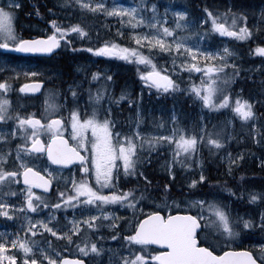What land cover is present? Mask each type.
Here are the masks:
<instances>
[{
	"label": "snow or ice",
	"instance_id": "1",
	"mask_svg": "<svg viewBox=\"0 0 264 264\" xmlns=\"http://www.w3.org/2000/svg\"><path fill=\"white\" fill-rule=\"evenodd\" d=\"M60 3L115 17L121 27L114 36L98 41L95 46L84 42L91 39L86 26L80 23L64 26L56 19L48 21L52 30H45L47 34L25 38L15 24L20 2L6 0L0 3V49L55 55L57 51L70 48L73 53L86 52L132 62L138 68L144 65L150 70H138V75L149 92L155 89L157 96L183 92L198 101L201 109L218 113L230 110L241 121L250 122L252 142L264 146V122L255 109L258 103L264 105V89L258 93V99L245 97L243 89H233L234 79L240 76V65L235 63L236 52L226 42L223 47L210 46L214 35L217 39L249 41L254 34L264 31L261 24L249 26L245 11L235 5L223 11L205 5L199 16H190L189 10L173 11L170 5L161 12L157 0H135L131 6L117 0H112L110 6L108 0H60ZM170 11L174 17L172 25H168ZM36 14L40 15L38 9ZM260 17L264 21V10ZM125 25L127 32L123 30ZM70 34L79 40L75 47ZM249 52L264 57V44H255ZM161 53L171 59L170 68L157 66L156 56ZM185 71L188 82L181 88L178 74ZM193 73L200 74L198 82L191 78ZM174 74H177L176 79ZM40 75L15 67L6 72V66L0 65V217L21 219L17 232H0V264L5 261L7 264H86L85 259L67 256L60 259V253L49 240H45L46 251L35 239L38 231L50 233L68 244L75 243L77 250L88 258V264L94 257L105 254L101 243L104 240L118 244L115 249H107L108 264H264V242L246 245V241L253 240L257 234L264 241V207L254 213H240L229 204L233 198V202L242 201L246 195L248 203L264 205V191L249 189L245 193L243 185L238 190L228 186L226 180L211 181L205 175V161L200 156L204 146L208 147L210 155L224 149L233 138L231 132L223 136L222 130L213 132L203 123L202 116L195 128L185 129L179 124L175 108L167 126L161 119L153 131H144L141 128L145 122L140 107L142 97H132L126 89L115 95L110 87L112 77L98 71L90 73V79L86 74L89 84L102 81L95 91L91 87L86 90L89 107L81 108L78 102L85 91V81L81 80L69 84L63 103L55 102L60 97L59 90L50 89L44 101V112L22 114L13 107L8 94L39 91L44 83L38 78ZM22 76L25 82L14 89L11 82ZM261 83L264 84V80ZM122 101H126L125 106L135 105L132 116L135 127L129 124L128 118L121 119ZM59 109H66L67 116ZM227 123L231 124V120ZM161 129L163 131H159ZM17 137L22 142L13 148ZM69 139L73 144H69ZM161 150L171 154L160 167L172 179L154 186L149 169L153 153L158 157ZM10 158L11 164L8 163ZM226 159L224 174L231 177L243 163L245 152L235 155L227 152ZM260 164L264 167V160ZM52 165L58 166L57 172L67 170L69 176L57 178L49 170ZM177 165L184 169L198 168L196 178L188 181V188L207 185L208 191L183 199L182 208L178 206L179 210L164 214V208L169 206ZM244 175L241 172L239 179L243 180ZM53 180H57L54 190ZM17 192L22 199L18 203L9 202ZM225 192L227 198L223 197ZM148 200L153 203L159 200L164 207L146 212L141 205ZM172 202L175 204L174 198ZM112 205L132 209V219L105 210V206ZM41 206L49 209L47 218L37 215L34 219L29 213L39 214ZM61 209L64 210L63 225L55 215ZM68 209L72 210L71 217L67 215ZM53 220L57 223L50 226ZM121 220L130 228L125 229L119 223ZM105 227L112 233L101 235L100 230ZM125 231L130 234L125 235ZM90 234L96 238L92 239ZM74 236L78 237L75 241ZM151 245L164 246V250L149 251Z\"/></svg>",
	"mask_w": 264,
	"mask_h": 264
},
{
	"label": "trees",
	"instance_id": "2",
	"mask_svg": "<svg viewBox=\"0 0 264 264\" xmlns=\"http://www.w3.org/2000/svg\"><path fill=\"white\" fill-rule=\"evenodd\" d=\"M177 1L182 6L184 5L182 7V10L184 7L189 10L190 16H199L202 8L205 5H208L213 9H219L220 11H223L225 8L235 5L245 11V13L248 15V24L250 27L254 23L261 24V26L264 27V21H261L260 17L261 10H264V0ZM37 9L39 10L40 15L36 14ZM49 9L52 10L51 13L49 12ZM233 10L235 11L236 9L234 8ZM16 12V26L20 34L23 35L25 38H31L36 35L44 34V29H46L47 31L52 30L51 25L48 23V21L51 19H56L58 22L62 21L64 26L74 23H80L83 26H86L89 30L91 39L86 40L84 42L89 44L90 46H95L98 41L108 39L109 37L114 36V32L112 31V22L107 21L105 18L99 15L93 16L90 13L82 12L77 7L72 8L67 6H61L60 0H23L22 7ZM96 19H101L102 26L99 21H96ZM76 41L77 44H79V40ZM257 43L264 44V31H261L258 34H254L253 40L240 44L239 46H235L239 50L238 61L240 65V76L234 79L232 83V88L236 90L237 88L243 89V94L245 97L256 96L257 98H259L258 93L262 89H264V84L261 83V81L264 80V57H260L259 55H252L249 52V49L254 48L255 44ZM3 51L4 49H0V65H5L7 68L15 67L18 70H26L28 66H35L37 67L36 71H43L49 75H57L58 79L56 80L55 84L57 85V89L60 92L59 104L63 103L62 98L65 93L64 89L68 88L69 84H71L73 81L71 75L74 73H79L77 74L79 77V81H85L83 84L85 91L81 93V98L78 102L81 108H84L83 102H81L82 99H84V105L89 107L87 102L88 94L86 90L91 87L93 91H95L100 86V83L102 81H92L91 84H89L87 82V79H90V73L98 71L102 74H107L112 77L110 87L115 95H119L121 89H126L132 97H142L140 100V107L142 112L145 114V122L141 125L142 130L153 131L155 124L161 119L165 122L167 126L173 108H175L177 119L181 127H184L185 129H193L198 125L200 116V103L198 101L194 100L190 97V95L184 94L183 92L178 93L174 96H157L155 94V89L149 92L147 87L142 84L138 75V71L133 67L127 66L126 64H119L118 66H103L99 62L96 63L94 61L75 60V55L67 52L65 49L60 50L59 53L54 57L40 59H33L27 56L19 55L14 50L9 51L7 56L3 57ZM86 56L90 58V56ZM70 60L74 63H69ZM87 65H90L91 67ZM258 65H260L261 67L257 68ZM71 66H73L74 68ZM107 70L108 72L106 73L105 71ZM255 70H258V72H256ZM86 74H88L87 79ZM43 80L45 83V93L51 89V84L48 79ZM23 82H25V78L23 76L18 81H12L13 88L18 89L19 84ZM178 82L181 83V88H183L188 81L184 80V78H180V81ZM14 92L15 94H13ZM44 93L40 97H29L26 96L24 93L12 91L9 95V98L12 101L13 107L16 110L20 111L22 114L29 112L37 113L40 110L39 101L43 97ZM29 104H31V106L26 107ZM125 105L126 101H122L121 107L124 110L121 114V119L128 118L129 124H131L132 127H135V124L132 120L135 105ZM62 111L66 113V109H63ZM256 111L259 117L261 118V121L264 122V105L259 104L258 108H256ZM205 113L206 115L212 114V117L209 118L206 123L209 129H211L213 132L222 130V136L225 133L230 132V127L227 123L228 118L226 116V112L220 111L218 113L216 111L210 112L208 110H205ZM127 127L128 125H125V128ZM249 129L250 124L247 125V130L245 132H234V139L231 144V147L236 152L244 150L245 160L240 170L236 169L231 177L224 174L226 170V165L221 162L220 158L221 156H224L229 150V141L225 144L224 149H222L215 155L209 154V149L207 146H204L200 149V156L205 161L206 165L205 175L208 176L211 181L226 180L228 182V186L235 187L238 190L239 186L243 185L245 193H247L249 189H252V186H255L257 189V186L262 185L261 187L263 188H261L260 190L264 191V171L259 172L260 170H263L264 167H258V160H260V158L251 159L249 157V152L251 153L252 151L251 155L255 157L256 151L260 148H253L252 144L254 143L252 142ZM159 131L163 130L161 129ZM246 135L250 136L248 138V141L252 146V150L249 149L246 145ZM236 144H239L240 147L236 148ZM170 155V152H168L167 150H161V154L158 157L155 155V153H153L154 160L151 168L149 169V175L152 179L154 186L162 185L172 179L171 177H169L167 172H165L160 167V165L165 159L170 158ZM249 158L251 160H254L252 168L250 166H246V162ZM9 161L10 163H12L11 158L9 159ZM176 171L177 174L171 186V198H169L168 200L169 206L167 208H164V214L168 213L170 210L173 212L175 210H179L178 206L179 208H182L183 199H190L193 196H198L201 193L208 191L207 185L198 189L188 188V181L191 178H196V175L199 171L198 168L194 167L192 169H184L177 165ZM241 172L245 174L243 180L239 179ZM13 190L16 189L13 188ZM223 197L227 198L228 193H223ZM173 198L175 199V204H173L172 202ZM234 199L235 198H233V201ZM233 201H230V204ZM115 207L114 205L112 206V208L114 209L113 212H117L118 209H121L119 205H115ZM141 207H144V209L147 211L160 210V208L164 207V204L159 200L155 203H153L152 200H148L145 201L144 204L141 205ZM233 207L238 208L239 211L246 210L254 213L257 212L260 208H262V205L248 203L247 196L245 195L243 200L236 201ZM119 211L121 213L128 215L130 214L129 216H132L133 210L122 208ZM131 219L132 218L128 217V220ZM120 224L123 225L125 229L130 228V225L128 224ZM125 233L130 234L128 231H125ZM258 237H260L259 234H257L255 238ZM39 238L41 239L40 244H45V240H51L45 234L43 236H39ZM60 244L63 245L61 246V250L63 251V253L71 251L67 243ZM149 251L156 250L150 248ZM71 255H73V253L68 254V256ZM94 260L95 263L91 261V264H108L106 254L100 257H94Z\"/></svg>",
	"mask_w": 264,
	"mask_h": 264
},
{
	"label": "rangeland",
	"instance_id": "3",
	"mask_svg": "<svg viewBox=\"0 0 264 264\" xmlns=\"http://www.w3.org/2000/svg\"><path fill=\"white\" fill-rule=\"evenodd\" d=\"M4 2H6V0H0V3H4ZM19 2H20V8H21V7H22V1L19 0ZM111 2H112V0H108V4H109V6L111 5ZM117 2H118V3H123V4H125L126 6H131V5L135 2V0H117ZM157 3H158V5H159V7H160V11H161V12H163L164 7H168L169 5L171 6V8H172L173 11H175V10H182V7L184 6V5L182 6L177 0H157ZM20 8H19V9H20ZM77 8H78L80 11H82L79 7H77ZM19 9H17L16 11H18ZM185 9H187V8L184 7L183 10H185ZM187 10H188V9H187ZM82 12L90 13V14H92L93 16H94V15H99V16L105 18L107 21L112 22V31L114 32V34H115L116 29L119 28V27H121V25L119 24L117 18H115V17H106V16H104L103 13L93 14V13H91V12H88L87 10H83ZM168 17H169V19H168V25H172V24L174 23V17L172 16V12H171V11L168 13ZM16 20H17V19H16ZM16 20H15V24H16ZM96 21H99V22L101 23V19H96ZM101 26H102V23H101ZM93 27H94V26H93ZM45 30H46V29H44V31H45ZM123 30L128 31V30H129V29H128V26L125 25ZM50 31H51V30H49V32H50ZM69 38H70V39H73V45H72L73 47H75V46L78 45V44H77V41H76L77 39L75 40L73 34H70V35H69ZM249 41H250V40H249ZM249 41H238V40H235L234 38H229V37H220L219 39H217V38L215 37V35H214V36H213V39L210 41V46H211V47H223V46H224V43L226 42V43L228 44V46L236 52L237 55H236V57H235V63H237V64L239 65V61H238L239 50H238L236 47H234V46H239L240 44H243V43H245V42H249ZM64 49H65L67 52H69V53H71V54H74V55H75V60L77 59V60H83V61H94V62H96V63L99 62V63H100L101 65H103V66H118L119 64H122V65L126 64V65L129 66V67H133V68H135L137 71H138V70H139V71H147V70H150L149 68L145 67L144 65H140L139 68H138L137 64H135V63L128 62V61H124V60H120V59H118V58H114V57H96V56H94V55H92V54H90V53H86V52H77V53H73V52L71 51L70 48H64ZM9 51H11V50H5V49H4V51L2 52L3 57H6ZM14 51H15V50H14ZM144 51H147V50L145 49ZM86 55L90 56V58L87 57ZM156 62H157V66H158V67H160V66H163V67H165V68H170V67H171V59L168 57V55H167L166 53H161L160 55L156 56ZM87 66L91 67L90 65H87ZM36 69H37V67H35V66H28V68H27L26 70H31V71H35V72L40 73L41 75H40L38 78H40V79H48V80L50 81V84H51V89H57V88H55V87H57V85L55 84L56 80L58 79V78H57V75H49V74H46V73L43 72V71H36ZM7 70H8V68L6 67V72H7ZM255 71L258 72V70H255ZM75 72H76V70H75ZM105 72L107 73L108 70L105 71ZM74 74H75V75H74ZM74 74L71 75L72 80H73V81H79V79H78L79 77H78V75H77V74H79V73H74ZM48 75H49V76H48ZM178 75L180 76V78H184V80L188 81V73H187V71H185V72H183V73H179ZM73 76H74V78H73ZM199 76H200L199 73H193L191 78H192L193 80H196V81L198 82V81H199ZM53 78H54V79H53ZM173 78L176 79V78H177V74H174V75H173ZM28 79H31V78H28ZM73 81H72V83H73ZM67 82H69V81H67ZM11 83H12V82H11ZM64 90H65V92H66L67 88L64 89ZM237 90H239V88H237ZM10 93H11V92H10ZM10 93L8 94V97H9ZM47 93H48V92H45L44 95H43V97H42L41 100L39 101V103H42V110H40V111H38V112L36 113V114H38V115L41 114L42 112H44V110H45V108H46V105H45L44 101H45V99H46V97H47ZM13 94H15V92H14ZM257 99H258V98H257ZM51 102H52V101H50V103H51ZM55 102H56L57 104H59V98H57ZM82 102H83V106H84V107H87L86 105H84V99H82ZM34 104H35V103H34ZM37 105H38V104H37ZM30 106H31V104L27 105L26 107H30ZM258 106H259V103L256 104L255 109L258 108ZM62 110H63V109H59V111H61V112L63 113L64 116H67V110H66V113L63 112ZM205 110H208V109H201V106H200V116H199V118L202 116V117L204 118V119H203V123L206 124L207 121H208V119L212 117V114H210V115H206ZM208 111H209V110H208ZM220 111L226 112V116H227V118H228V121L231 120V124H230L231 128L234 126V121H235V120H236V121H239V124H238L237 130H236L235 133H240V132H243V131L245 132V131L247 130V125H249L250 122H244V121H241V120L239 119V117L236 116L234 113H232L230 110H229V111L220 110ZM211 112H213V111H211ZM257 115H258V113H257ZM258 116H259V115H258ZM9 123H11V121H9ZM262 131H264V130H262ZM230 132H231L233 138L229 141L230 146H229V150H228L227 152H231V153H233V154L235 155L237 152L231 147V144H232L233 139H234V131H233L232 129H230ZM66 135H70V134H66ZM249 137H250L249 135H246V145H247V147H248L249 149L252 150V146H253V148H254V147H260V148L257 150L258 152L256 151V156H255V157H253L252 155H250L249 157H250L251 159H258V158H260V160H258V164H259L258 167H262L261 164H260V161H261V160H264V146H262V145H258V144H252V146H251L250 142L248 141V138H249ZM41 138H42V139H46V136H42ZM257 138H258V137H257ZM69 140L73 143V141H72L71 139H69ZM21 142H22V139H21L20 137H17V138L15 139L14 143H13V148L15 147V144H17V143H21ZM239 147H240V145H239V144H236V148H239ZM251 150H250V151H251ZM243 151H244V150H243ZM244 152H245V151H244ZM251 153H252V151H251ZM14 154H15V153L13 152V155H14ZM251 156H252V157H251ZM224 157H225V159H222L221 161L223 162V164L227 165L226 154L224 155ZM244 160H245V159H244ZM253 161H254V160H252V164H254ZM8 163L11 164L10 161H8ZM243 164H244V161H243V163L241 164V166H242ZM44 166L47 167V165H44ZM241 166L238 168L239 170H240ZM6 167H7V165H6ZM255 167H256V165H255ZM37 170L39 171V170H41V169L38 168ZM49 170L52 171V172H53V175L56 176L57 178H60V177H68V176H69V172H64V171H63V172H57L56 169H54L53 167H51ZM235 170H236V169H235ZM235 170H234V171H235ZM255 170H256V168H255ZM234 171H233V172H234ZM261 171H264V168H263V170H260L259 172H261ZM53 183H54L55 186H56V185H57V180H53ZM263 184H264V183H263ZM60 186H61V187L64 186V181H63L62 179L60 180ZM261 186H262V185L257 186V189H256L255 186H252L251 188H252V189H255V190H259V191H261L260 189L263 188V187H261ZM13 188H15V186H13ZM33 190H34V191H37L36 189H33ZM37 192H39V191H37ZM193 197H194V196H193ZM193 197H191V198H193ZM191 198H190V199H191ZM21 199H22V197L20 196L19 192H17V196H16V197H11L10 200H9V202L18 203ZM53 202H55V201L53 200ZM234 203H235V202H231V204H230V201H229V204H230L231 207L234 206ZM112 206H113V205H112ZM112 206H105V210H108V211H112V212H113L114 209L112 208ZM114 207H115V205H114ZM262 207H264V205H262ZM115 208H116V207H115ZM233 208H234V207H233ZM41 209H42V211H41L39 214H37V213H29V214L32 215L34 219L37 217V215H39L40 218H47V215H48L49 209H43V206H41ZM121 209H122V208H121ZM121 209H118V211L115 212L118 216L123 217V218H125V219H127V220H128V217L132 218V216H129L130 214L128 215V214L121 213V212L119 211V210H121ZM234 209L239 211L238 208H234ZM145 211L147 212V210H145ZM245 211H246V210H244V211L241 210V211H239V212H240V213H244ZM247 212H251V211H247ZM60 213H64V210L61 209V210H59V211H56V212H55V215H56V217H57V220H59V223H60L61 225H63V224L65 223L64 215H60ZM68 213H71L70 215H68L69 217H71V216L73 215L71 209H68V210H67V214H68ZM79 215H80V213L77 212V213H76V216L79 217ZM85 215H87V213H85ZM56 223H57V221H56V220H53V221L50 222V226H54V225H56ZM106 223H107V222H106ZM120 223H124V224H125L124 220H121ZM20 224H21V219L13 218V219L9 220V219H7V218H5V217H0V232H3V233H5V234H10V233H13V232H17V231L20 229ZM101 232L103 233V234H101V235H105V236H107V235H109V234L112 233V230L109 229V228H107V227H105V228H103V229L100 230V233H101ZM21 234H23V233H21ZM44 234H45L48 238L51 239V240H49V239H48V240L52 242V247H54V248L56 249V251L60 253V256H59L60 259H62V258L64 257V255L68 256L69 253H73V255H71V256H74V257H72V258L80 257V258L85 259V260L88 261V258L84 257L83 254H81V253L77 250V248H76V246H75V243H73V244H69V246L71 247V248H70L71 251H67L66 253H63V251L61 250V249H62L61 246H63V245H61L60 243H67V242H65L63 239H59V240H57L55 237H52L50 233L42 232V231H38V232H37L35 239H37V240L40 242L41 239L39 238V236H43ZM124 234L127 235V233H124ZM90 235H91V234H90ZM77 238H78L77 236H74V237H73V240L75 241ZM91 238H92V239H95L96 237H95V235H91ZM261 242H264V241H262V240L260 239V237H258V238H254V239L251 240V241H246V245H247L248 243H255V244H258V243H261ZM101 243H103V245H104V247H105V250H106V251H105V254H106V255H107V249H108V248H113V249H115V248L118 247V244H117L116 242H114V241H110V240H104V241H102ZM40 246H44V247H45V250L47 251V247L45 246V244H40ZM9 251H13V250L10 249ZM90 255H91V254H90ZM102 255H104V254H101V256H102ZM102 258H103V257H102ZM18 259H19V257H18ZM107 259H108V255H107ZM92 262L95 263L94 258L92 259ZM5 264H7L6 261H5ZM45 264H46V262H45Z\"/></svg>",
	"mask_w": 264,
	"mask_h": 264
},
{
	"label": "water",
	"instance_id": "4",
	"mask_svg": "<svg viewBox=\"0 0 264 264\" xmlns=\"http://www.w3.org/2000/svg\"><path fill=\"white\" fill-rule=\"evenodd\" d=\"M20 54H23V55H31V56H39V57H51V56H54V55H51V54H42V53H21L19 52ZM58 53V51L56 52V54ZM43 89H44V83L43 85H41L40 87V90L37 91V92H34V93H26L27 95H32V96H39L42 94L43 92ZM70 144V142H69ZM54 167H58L56 165H53ZM52 190H53V184H52ZM150 248H154V249H157V250H164V246H161V245H151ZM69 259H76V258H69ZM87 264V262H86Z\"/></svg>",
	"mask_w": 264,
	"mask_h": 264
},
{
	"label": "bare ground",
	"instance_id": "5",
	"mask_svg": "<svg viewBox=\"0 0 264 264\" xmlns=\"http://www.w3.org/2000/svg\"><path fill=\"white\" fill-rule=\"evenodd\" d=\"M235 47V46H234ZM241 53V52H240ZM245 53V52H244ZM27 57H30V58H33V59H40V57L39 56H31V55H27ZM246 57V56H245ZM238 59H239V54H238ZM77 60V59H76ZM247 61V60H246ZM74 63L73 61H69V63ZM71 67H73V66H71ZM74 68V67H73ZM72 68V69H73ZM56 73V72H55ZM49 76V75H48ZM63 78V77H62ZM54 79V78H53ZM60 82V81H59ZM61 84V83H60ZM57 88V87H56ZM25 95H26V93H24ZM82 102V101H81ZM40 110H42V103H40ZM39 110V111H40ZM226 117V116H225ZM238 124H239V122H236V121H234V126L231 128V126H230V124H228V126L230 127V129H232L234 132H236V130H237V127H238ZM252 157V156H251ZM222 160V159H221ZM222 162V161H221ZM252 160L249 158L248 159V161L246 162V166L247 167H251L252 168ZM238 172V171H237ZM140 218H143L142 217V215L140 216ZM100 234H103L102 232L100 233ZM67 257H69V258H72V257H74V256H67ZM76 258H79V259H82V258H80V257H76ZM86 261V260H85Z\"/></svg>",
	"mask_w": 264,
	"mask_h": 264
},
{
	"label": "flooded vegetation",
	"instance_id": "6",
	"mask_svg": "<svg viewBox=\"0 0 264 264\" xmlns=\"http://www.w3.org/2000/svg\"><path fill=\"white\" fill-rule=\"evenodd\" d=\"M36 190H38L37 188H35Z\"/></svg>",
	"mask_w": 264,
	"mask_h": 264
}]
</instances>
